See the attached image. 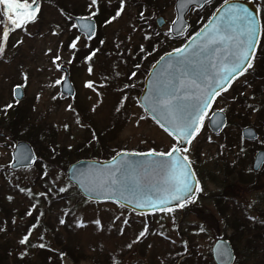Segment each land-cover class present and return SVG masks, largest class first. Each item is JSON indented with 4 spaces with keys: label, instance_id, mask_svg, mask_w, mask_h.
<instances>
[{
    "label": "rangeland",
    "instance_id": "1",
    "mask_svg": "<svg viewBox=\"0 0 264 264\" xmlns=\"http://www.w3.org/2000/svg\"><path fill=\"white\" fill-rule=\"evenodd\" d=\"M221 1L211 0L199 11L190 10L186 19L191 26L180 41L170 39L169 34V24L174 18V0H152L153 6L146 5L144 0H125L121 16L109 24H105V20L115 14L119 0H100L99 14L93 17L97 31L91 40L70 27L74 24L73 17L88 15L90 0H40L38 22L27 25L26 31H22L8 21L10 34L7 41L3 39L7 17L0 11V43L5 44V52L0 54V123L16 122L15 113L22 112L27 122H33L40 129L52 130L58 147L71 153L53 160L54 163H49L42 172L36 166L11 171L12 143L9 134L0 128L4 134L0 137V205L10 213L9 222L2 220L0 224V248L4 251L0 260L5 256V264L35 263L41 248L32 245H39L42 241L48 246L47 262L52 261V252L59 253L68 245L74 247V254L81 256L76 264H214L210 255L214 240H229L232 236L231 245L234 251L236 249L233 264H264V246L251 238L257 231L253 224L264 233L260 228H264V166L257 172V188L235 182L240 168L245 172L243 177L253 178L252 172H248L252 156L257 149L264 148V91L257 95L251 93L254 86H264V65L261 66L258 59L264 43V0H253L263 23L262 43L253 68L240 76L225 95L216 99L210 110L223 109L227 117L226 127L214 135L203 123L198 135L187 145L188 153H183L188 155L202 188L193 203L172 213L156 212L144 216L113 203L85 200L69 190L71 185L65 177L68 163L78 158H90L83 153L74 156L72 152L78 146H94L96 155L91 158L95 159L109 158L119 151H169L176 141L154 124L137 102L143 77L153 61L180 47L181 39L196 30ZM140 12H144V20L139 18ZM158 15L166 21L160 28L154 24ZM53 32L58 34L53 35ZM77 35L81 36V41L74 52L68 44ZM145 35L150 39L146 40ZM18 40L23 43L17 45ZM86 44L92 50L98 49L91 61L84 59L89 54ZM141 45L144 52L140 51ZM48 49L52 52L48 53ZM57 53L61 56L57 63L67 67L75 92L73 97L64 100L60 98L59 84H55L63 77V72L52 63V57ZM89 67L93 69L91 74ZM132 72H136L135 77H131ZM24 73L27 74L26 82ZM257 73L262 79L257 78ZM87 81L94 83L92 89L85 87ZM127 83L134 87L122 91ZM16 85H25L20 101L12 96V87ZM125 95L127 99L121 104ZM54 96L57 97L55 100ZM234 96L241 101L233 104ZM240 103L245 107L241 108ZM7 104L12 107L5 110ZM69 105H72L71 110ZM248 108L253 111L248 112ZM260 110L261 114L258 113ZM141 116L145 118L141 120ZM19 125L15 129L20 128L22 133L33 132L28 123ZM243 126L253 127L259 135L258 140L252 143L243 141L240 137ZM36 132L34 130V134ZM236 157L242 160L240 164L236 165ZM226 163L235 164L233 174L226 176L222 172ZM60 188L67 189V196L62 199L56 194ZM225 189L231 200L222 201L223 205H229L223 214L229 219L222 218L214 198ZM34 195L41 196V199L33 201ZM32 205L36 207L32 208ZM30 209L32 215H26ZM69 212L71 214H67ZM1 213L0 210V217ZM36 216L39 224L29 237L30 247L21 245L20 239L27 232L28 224L37 222ZM233 217L245 224L237 233L226 223H231ZM60 219H64L65 224L61 225ZM97 219L101 221L99 227L93 223ZM78 222L84 226L77 227ZM146 225L145 237L136 242ZM120 229H123L122 235ZM246 238H251L255 245L254 253L246 244ZM129 244L131 248L127 247ZM21 253L30 259L26 260L27 256H21ZM61 264L74 263L65 256Z\"/></svg>",
    "mask_w": 264,
    "mask_h": 264
},
{
    "label": "snow or ice",
    "instance_id": "2",
    "mask_svg": "<svg viewBox=\"0 0 264 264\" xmlns=\"http://www.w3.org/2000/svg\"><path fill=\"white\" fill-rule=\"evenodd\" d=\"M190 0H185L184 6H187ZM228 0H225L227 5ZM0 6H4V14L7 20L4 22L5 27L3 30V39L7 41L9 37L8 21L15 29L26 31V26L38 22L39 13L41 12L40 0H0ZM125 0H119V8L115 14L105 20V24H109L121 16L124 11ZM89 13L87 16L79 17V20L87 21V23L71 24V28L82 30L87 40L93 39L95 36V28L91 23L93 17L97 16L100 11V0H90L87 5ZM241 11L243 14H241ZM215 15V13H214ZM139 18L144 20V12L139 13ZM71 19V17H69ZM176 21H173L175 25ZM135 31V29H134ZM173 31V29H169ZM182 29L177 30L179 34ZM58 33L53 32V35ZM199 36L200 33H197ZM260 36V25L254 15L247 12V9L239 10L235 8H228L225 19L219 23L209 26L204 35L201 44L193 50V55L202 54L205 50L219 51L220 46L224 45L227 49V54L223 59L217 58L215 62L210 63L208 67L199 65L193 68L192 71H179V69H187L193 63L189 61L188 56H181L180 54L186 52L185 48H175L173 53L177 54V59L173 63L169 60L168 67L173 69L174 72L179 71L178 75L169 73V79L166 84L158 86L153 90V94L145 97V104L140 105L145 112L151 115V118L170 136L174 138V143L168 152L156 153L155 150H150L151 155L167 157V160H154L152 167L165 170L167 172L168 180L165 185L158 187L156 191L146 193L142 185L136 181L132 175L135 169L127 161H121L116 168L125 179L117 180L110 179L103 183L96 185L90 189V192H95L97 197H103L105 200H112L120 205L126 207L127 204L135 202L138 207L150 208L153 211L158 210L161 213H172L174 211L170 204H174L176 208H184L187 204L193 203L198 192L202 191L200 183L191 167V161L188 155L189 148L185 145H190L198 135L201 127L203 126L205 118L208 116V110L212 107V102L216 97L220 96L222 92L227 91V85H231L238 77L244 75L246 72L253 68V58L255 57V47ZM146 40L150 36L145 35ZM130 39V38H129ZM81 41V36L77 35L68 44L72 50H78V42ZM17 45L22 44V40H18ZM104 43L103 40L100 41ZM89 49V54L85 56V61H91L96 55L97 50H92L89 45H85ZM119 48V45H117ZM48 53L52 49L47 50ZM140 51L144 52L143 45L140 46ZM5 52V44L0 43V54ZM171 57V53L165 54ZM164 60L165 57L160 58ZM61 60V56L57 53L52 57V63L58 69L61 67L57 61ZM139 68V65H136ZM212 71H209L208 68ZM89 74L93 72L91 67L88 68ZM25 82L27 81V74H22ZM118 75V74H117ZM136 72L131 73V77H135ZM129 77V79H131ZM61 79L55 81V84H61ZM25 85H16L13 92L20 91ZM85 87L92 89L94 83L92 81L85 82ZM134 87L131 83L123 85V90ZM57 97H53L55 100ZM39 99V95L37 96ZM127 99L125 95L122 97L121 104ZM12 104L4 106L5 110L11 108ZM72 109V105L68 106ZM120 111V108H117ZM220 111H223L221 109ZM214 115V114H213ZM145 117L141 116L143 120ZM139 123V121L137 122ZM67 129L68 125H64ZM70 147V146H69ZM120 154L117 153V156ZM28 159V157H25ZM114 162L116 158H113ZM109 175L113 173L109 172ZM131 177V182L128 178ZM25 192L24 188L19 189ZM67 189L60 188L61 193ZM12 199L11 196L8 197ZM36 205H32L35 208ZM67 214H71L70 212ZM26 215H32L31 209L26 212ZM119 219V217H117ZM15 222V221H13ZM61 225L65 224L64 219H60ZM98 227L101 226L99 219L93 221ZM128 223L127 220L124 221ZM37 223L31 225L28 233L24 235L19 243L21 245L29 244V237L33 229L37 228ZM77 227L84 226L82 222H78ZM203 231V228L200 229ZM148 231L147 225L136 238L138 242L141 238L145 237ZM120 234H123V229H120ZM43 237H41L42 239ZM33 247L45 248L46 245L41 243L39 245H32ZM127 247L131 248L129 244ZM25 253H21V256ZM64 253H60L63 257ZM221 257L227 256L231 258V253L227 249L220 251Z\"/></svg>",
    "mask_w": 264,
    "mask_h": 264
},
{
    "label": "water",
    "instance_id": "3",
    "mask_svg": "<svg viewBox=\"0 0 264 264\" xmlns=\"http://www.w3.org/2000/svg\"><path fill=\"white\" fill-rule=\"evenodd\" d=\"M206 1L208 0H190V2L187 3V6H184L185 0H175L174 9L176 14V23L175 25L172 23L170 26V29H173V31H171V34L174 37L183 34L187 30L188 22L185 20V15L188 10L192 6L200 7ZM228 8H235L239 10L247 9V12L251 15H254L259 23L257 8L251 0H228L227 5L225 3L220 5L214 12L215 15L213 13L210 19L192 37H190L182 47H180L187 49L186 52H183L180 55L188 56L189 61H192L193 63L191 64V66L187 67V69L181 68L179 69V71H192L193 68H196L199 65L208 67L210 63L215 62L217 58H224V56L227 54V49L224 45L220 46L219 51L205 50L202 54L199 55H193V50L201 44L203 35L209 26L219 23L225 19ZM1 10L4 13V6H1ZM241 14H243L242 11ZM74 21L75 24L87 23V21H82L78 18H74ZM91 23L96 30L95 22L93 19L91 20ZM164 23L165 20L162 16H158L155 19V24L157 27H161ZM179 29H182V32L178 34L177 30ZM78 31L84 34L82 30ZM197 33H200V35L198 36ZM167 53H171V57L166 56L165 54ZM167 53L162 55L165 57V59L161 60L160 58L162 56L158 58L146 74L143 81V88L138 98L141 105L146 103L145 97L152 95L155 88L166 84L167 80L169 79V73H173V75L179 74V71L174 72L173 69L168 67L169 60H172V62L174 63L177 59V54L173 53V51ZM63 70L66 72V68H63ZM208 70L212 71L210 67L208 68ZM225 86H227V84ZM61 93L64 95L73 94V89L71 84L69 83L67 74L61 82ZM14 96L17 99H20L22 97L21 90L15 92ZM147 114L151 117L149 113ZM225 123V115L220 111L213 112L208 120V126L215 134H218L223 129ZM241 134L243 138L247 140H255L257 138L256 132L251 127L243 128L241 130ZM149 153L122 152L119 153V156H114L116 158L115 162L113 160L114 157L106 161L88 159L78 160L68 165L66 169V178L86 199L92 201H112L105 200L102 196L97 197L95 192H90V189L110 179L124 180L125 177L120 172H117L116 168L121 161H127L132 166V168L135 169V172L132 175L135 177L136 181H138L142 185L144 192L150 193L156 191L158 187L165 185L166 181L168 180V176L165 170L152 167V162L154 160H167V157L153 156ZM25 157H28V159H25ZM35 159L36 157L31 146L25 141H18L14 146V150L12 151L11 167H29L33 165ZM263 163L264 150H259L254 154L252 169L258 170ZM109 172L113 173V175L110 176ZM128 182H131V177L128 178ZM169 206L175 207L174 204H170ZM126 208H129L136 212L153 211L150 208L138 207L135 202L127 204ZM223 249H227L231 253V258H228L227 256L221 257L220 251ZM211 255L215 264H232L235 258L230 243L224 239H217L214 242L211 248Z\"/></svg>",
    "mask_w": 264,
    "mask_h": 264
},
{
    "label": "trees",
    "instance_id": "4",
    "mask_svg": "<svg viewBox=\"0 0 264 264\" xmlns=\"http://www.w3.org/2000/svg\"><path fill=\"white\" fill-rule=\"evenodd\" d=\"M144 3L146 5H148V6L151 5V4L153 6L152 0H144ZM261 26H262V31H263V23L262 22H261ZM261 43H262V41H261ZM261 43H260V46H261ZM261 49H262V52H260V54H259L260 57L258 59L260 61L259 64L261 66H263L264 65V43H262V48ZM256 76H257L258 79H262L260 74L257 73ZM137 90H139V89H137ZM263 91H264V86L262 84H260V85L254 86L252 88V90H251V93H252V95H257V94H260V92H263ZM232 100H233V102H232L233 104H237L240 99L234 96V98ZM239 106H241V108H242V107H245V104L244 103H240ZM249 111H253V108H248V112ZM258 113L261 114L262 113L261 110ZM263 117H264V115H263ZM14 118H15L16 122H10V123L5 122V123H8V124L0 123L1 127H2L3 130H5L9 134V139L11 141H13L14 139H23V140L28 141L34 147V149H35V151H36V153H37V155L39 156V159H40V160L37 161L35 166L40 170V172L45 171L46 167H49V163H54L53 160H55L57 158H60V157L62 158L66 154H67L66 157L68 155H71V153H69V151H67L66 149H60L58 147V145L56 143V140H55L54 132L52 130H46L43 127L40 129L33 122H30V121L27 122V120H26L27 118H26L25 115L22 114V112L19 115H18V112H16ZM19 123H22V124H27L28 123V125L31 127L33 132H29L28 131V132H23L22 133L20 131V128L19 129H15L16 127H20ZM262 124L264 126L263 122H262ZM25 129H27V126H25ZM34 130H37V132L35 134H34ZM47 144H49V145H47ZM100 151L102 153V148L100 149ZM81 153H83L84 155H86V156L91 158V157L96 155L95 147L91 146V145L78 146L72 152V154L74 156H77L79 154L83 155ZM236 159L238 160V157H236ZM241 162H242V160H238L236 162V165H237V163L240 164ZM46 164L48 166H46ZM241 167H243V166L241 165ZM235 170H236L235 164L231 166L229 163H226L225 166L222 168V172H224V175L226 173V176L233 174L235 172ZM242 170H243V168L242 169L240 168V170L237 171L235 182L240 183L242 185L247 184V185H249V187L251 189L257 188L256 187V184H257L256 183L257 173H254V174L252 173V175H254L253 178L243 177V174L245 172L242 171ZM210 178L213 179L212 176H210ZM69 188H70L69 190L74 191V193L79 196L77 191L72 186H70ZM56 194L59 195L58 197H61V199L64 198V196L65 197L67 196L65 194V192L61 193V192L57 191ZM49 196H51V194H49ZM27 197H29L28 193H27ZM33 197H34V199H32L33 201L41 199L40 198L41 196L38 197V195H36V196L34 195ZM214 198L216 200V206H217L218 211L221 214L222 218L224 217L223 219H226V218L229 219L228 215H226V218H225V216L223 214L225 212V209H227L229 207V205L228 204H226V205L222 204L223 200H226V199H227V201L231 200L230 196L228 197V195H227V189H225V192H219L216 196H214ZM54 200H56V199H54ZM237 206L238 205H236L234 207L236 208ZM0 210L2 211L1 217H0V224L2 223V220L5 221V223H8L9 219H10V217L8 216L10 214L9 211H6L4 208L1 207V205H0ZM36 218H38V217L36 216ZM36 223L37 222H30L28 224V226H27V229H26L27 232H25V234L28 233V230L31 227V225L36 224ZM226 223H227V225H229L233 229L234 233H237L239 231V229L242 230L244 228V226H245V224L244 223H240L239 220L236 219V217L231 218V223L227 222V221H226ZM246 224H247V222H246ZM3 226H4V224H3ZM252 227L256 228L257 231L252 234L251 238L253 237V239L255 241L258 240L262 244V246H264V233L263 234L260 233L259 226L253 224ZM260 228L264 229L263 227H260ZM251 238H249V239L246 238L245 240H246V244L250 246V249L254 253L256 247L253 244ZM231 239H232V236L229 237V241L231 243H233L231 241ZM41 243H43V242L41 241L39 244H41ZM45 245H46L45 248H41L39 250V252H38V254L36 256L37 257V261H35V263L32 261V264H61L62 263V259L65 256L70 258L71 261L74 264H76L77 263V261H76L77 258L81 257L80 254L79 255L78 254H74L75 253L74 252L75 251L74 247H72V248L71 247H67L68 246L67 245L66 247H62L63 250H60L59 253L52 252V254L54 255L53 258L50 257L52 259V261L51 262H47V258H49V256H48V254L46 252V249L48 248V246H47V243ZM28 247H30L29 244H28ZM60 249H61V247H60ZM6 251H5V253H6ZM235 252H236V249H235ZM1 253H4V251L0 248V255H1ZM60 253H64L63 257L60 256ZM25 256H27V254ZM28 259H30L29 256H27L26 260H28ZM59 259H61V261H59ZM5 260L6 259H5V256H4V259L1 258L0 264H5ZM13 261H14L13 263H15L14 259H13ZM29 264H31V263H29Z\"/></svg>",
    "mask_w": 264,
    "mask_h": 264
},
{
    "label": "flooded vegetation",
    "instance_id": "5",
    "mask_svg": "<svg viewBox=\"0 0 264 264\" xmlns=\"http://www.w3.org/2000/svg\"><path fill=\"white\" fill-rule=\"evenodd\" d=\"M216 7H217V6H216ZM216 7H215V8H216ZM215 8H214V9H215ZM213 11H214V10H213ZM213 11H212V12H213Z\"/></svg>",
    "mask_w": 264,
    "mask_h": 264
}]
</instances>
